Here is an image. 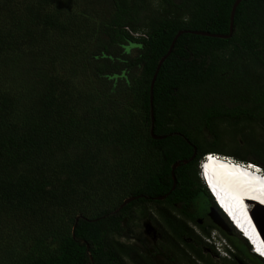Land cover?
<instances>
[{
    "label": "trees",
    "instance_id": "1",
    "mask_svg": "<svg viewBox=\"0 0 264 264\" xmlns=\"http://www.w3.org/2000/svg\"><path fill=\"white\" fill-rule=\"evenodd\" d=\"M74 1L0 0V54L42 44L54 31L77 36L83 23L73 18ZM157 1L111 0L113 10L100 21L95 38L97 58L105 63L96 71L112 79L109 91L122 86L133 93L128 107L102 99L112 114L92 105L77 115L83 87L54 77L33 116L23 125L8 119L4 127L1 119L12 102L0 97V211L21 226L34 218L56 237L54 251L29 264H129L126 258L132 264H216L212 253L223 264H264L229 225L198 171L205 154H222L223 122L238 142L228 155L264 171V73L256 71L264 69V0L239 2L229 38L183 32L162 62L153 86L154 134L176 132L188 142L178 134L150 137L151 78L178 29L228 33L235 0ZM84 35L88 43L92 33ZM130 47L138 48L133 57ZM113 147L123 156L110 161L105 153ZM194 150L174 170L171 189L172 164ZM95 194L104 206L94 203ZM161 195L166 197L154 198ZM127 197L135 198L120 207ZM68 207L76 211L66 228L54 215ZM137 207L155 226L158 243L143 236L131 245L121 241L133 234ZM212 209L230 232L207 218ZM56 225L63 229L58 237ZM213 229L230 245L228 256L218 255L206 240Z\"/></svg>",
    "mask_w": 264,
    "mask_h": 264
},
{
    "label": "rangeland",
    "instance_id": "2",
    "mask_svg": "<svg viewBox=\"0 0 264 264\" xmlns=\"http://www.w3.org/2000/svg\"><path fill=\"white\" fill-rule=\"evenodd\" d=\"M36 1L32 0V2ZM152 1L154 4H158L157 0ZM70 8L73 18L78 15L79 20L83 23L82 30L77 32V36H62L54 31L49 33L46 42L42 44L33 46L23 44L17 51L0 54V97H8L12 102V106L6 110L10 111L8 117L1 119L4 127L8 126V119L19 125L28 121L36 111L35 105L40 93L54 77L61 80H74L83 87L81 94L84 96L81 97L80 107L76 110L77 115H82L83 112L90 110L92 105L100 108L101 113L104 110L105 115L112 114L111 108L108 106V108H104L105 103L102 102V99L114 100L116 103L127 105V107L128 102L132 101L133 93L129 91L127 94L122 86L113 92L109 91L112 79L99 76L96 71V67H101L105 63L102 59L97 58L100 44L96 42L95 38L101 33L100 21H103L105 15L113 10L111 0H75ZM89 31L92 33L91 40L88 43L82 42L85 40L84 34ZM137 51V47H130L127 54L133 57ZM112 70L113 68L110 67L109 72ZM137 71V69L132 71V74ZM256 71L264 73V69L259 67L256 68ZM106 91L109 96L105 94ZM116 92L117 94H115ZM124 99L126 100L124 101ZM127 99H129L128 102ZM241 126H244V123ZM218 128L221 132L219 149H223L222 155L229 156L228 154L235 151L238 145L236 138L231 135L232 126L223 122L218 125ZM112 150L105 153L110 161H115L116 157L123 156L121 148L113 147ZM59 157L60 154H57V158ZM20 173H22L21 169L17 174L12 175V178L15 179ZM92 198L94 203L100 207L104 206L100 201V194H95ZM135 209L132 223L133 234L121 239V241L131 245L136 242L139 236H143L149 241L158 243L159 239L155 226L141 215L138 207ZM74 211L76 208L68 207L65 210H59L58 216L56 215L57 210H55L54 217L59 218L60 222L69 228ZM91 212L96 213V210ZM212 213L215 219L220 218L213 209ZM261 216L264 217V215ZM207 218L204 217L203 222L207 221ZM29 220L30 223H22V227L21 222L18 223V220H15L12 215L0 211V264H29L36 256H45L54 251L56 247L55 234L50 233V229L45 225L37 224L34 218H29ZM55 227L58 229L56 234L58 237L63 229L61 226L56 225ZM195 229L197 232L199 231L197 227ZM213 230L216 234H220L219 231ZM204 251L206 254L209 253L207 248H204ZM210 257L214 263L223 264L214 253ZM126 260L132 264L127 258Z\"/></svg>",
    "mask_w": 264,
    "mask_h": 264
},
{
    "label": "clouds",
    "instance_id": "3",
    "mask_svg": "<svg viewBox=\"0 0 264 264\" xmlns=\"http://www.w3.org/2000/svg\"><path fill=\"white\" fill-rule=\"evenodd\" d=\"M209 155V156H208ZM210 155H212L213 156V158L216 160V159H221V160H233L234 162L233 163H235V164H237V165H242V166H244V167H248V168H251V169H255V170H258V169H260V171H261V173L260 174H264V171H263V169L259 166V165H256V164H254V163H252V162H243V161H239V160H236V159H234L233 157H229V156H222V155H220V154H217V153H207V154H205L200 160H199V163H198V171H199V178H200V180L202 181V183H203V185L206 187V189H207V191L209 192V194L211 195V197H212V199H213V201H214V203H215V205L217 206V208L222 212V214L225 216H227L228 218H229V220L227 219V217H226V219H227V222L229 223V225L231 226V227H233V229H235V231L236 232H238L239 233V235L241 236V237H243L246 241H247V243H248V245L250 246V251L252 252V253H254V254H256V255H258L259 256V254H257L256 252H254V249H255V247L253 246V244L255 243V241L252 239V237H250L249 235H247L243 230H241V229H239L236 225H235V223H234V221L230 218V216H229V214L226 212V209L225 208H223V206L221 205V202H220V199H219V197H217L216 195H215V191L213 190V188H212V186H211V184H210V180L208 179V172H207V170H206V168H205V163L207 162V161H210V162H212V160L211 159H209V157H210ZM227 162H229V161H227ZM232 163V164H233ZM249 164H254V166H250ZM259 171V170H258ZM259 171V172H260ZM209 189L212 191V193L209 191ZM230 206V205H229ZM229 209H232L233 210V212H235V210H236V216H237V218L238 219H241L243 222L244 221H246V225H248L247 226V229H250L251 231H253V233L258 237V239L260 240V241H263L264 240V237H263V235H262V232L260 231V229L258 228V226L256 225V223H255V221H254V219H253V217H252V219H253V221L254 222H252L250 219H249V217H248V215L247 214H245V212L243 211V208L242 209H240V210H237V209H235V208H233V207H229ZM247 213V212H246ZM246 217L248 218V220H245L246 219ZM250 217H251V214H250ZM250 225V226H249ZM243 227V226H242ZM244 228V227H243ZM247 235V236H246ZM210 244H212V246H213V249H214V251L216 252V253H218V255H220V256H228L229 255V251H231V247H230V245L228 244V243H226V241L222 238V236L220 235V234H216V232L213 230L211 233H210V235H209V237H207V239H206ZM264 242V241H263ZM251 246H253V247H251ZM261 257V256H260ZM263 258V257H262ZM264 259V258H263Z\"/></svg>",
    "mask_w": 264,
    "mask_h": 264
},
{
    "label": "bare ground",
    "instance_id": "4",
    "mask_svg": "<svg viewBox=\"0 0 264 264\" xmlns=\"http://www.w3.org/2000/svg\"><path fill=\"white\" fill-rule=\"evenodd\" d=\"M220 155H222V154H220ZM222 156H224V155H222ZM219 159L215 160L214 158H212L211 160L215 162V161H218ZM225 161H229V163L234 162L233 160H225ZM235 169H237V168L235 167ZM258 170L260 171V169H258ZM260 173H261V171H260ZM247 175H248L247 172L244 171V175H242L241 177H246ZM213 176L214 175H210V173H209L208 179L210 180ZM262 176H264L263 173H262ZM227 178H229V177H226V179ZM231 181L232 182H230V185H231V191L230 192H233L234 194L237 193L236 196H238V198H241L239 200H237V198H234L235 200H237L239 202L238 208H235V209L240 210L242 207L245 206V210L243 209V211L245 212V214L248 215L249 219L252 222H254L252 219V216L254 218V213L257 212V210H258V215L261 218L262 217L261 215H263L261 210L262 209L264 210V186L259 188V186H261L263 183L261 181V178H259L257 180V187L258 188L256 190L249 188L251 183L248 179H246V181H242V180L239 181V179L238 180L232 179ZM237 181H239V182H237ZM214 191H215V195L217 197H219V193L215 189H214ZM219 199H220L221 205L223 206V208L226 209V212L229 214L230 218L234 221L235 225L239 229L243 230L247 235L252 237V239L255 241V243L253 244V246L255 247L254 252H256L257 254H259L261 257L264 258V242H263L264 240L260 241L258 239V237L253 233V231H251L250 229H247L248 225H246L247 224L246 221L243 222L241 219L237 218L236 210H235V212H233L232 209H229L230 206L228 204V202H229L228 199L226 200V199H223L222 197H220ZM241 203H243V205ZM250 214H251V217H250ZM228 220H229V218H228ZM245 220H248V218L246 217ZM254 220L256 223L255 218H254ZM253 246H251V247H253Z\"/></svg>",
    "mask_w": 264,
    "mask_h": 264
},
{
    "label": "water",
    "instance_id": "5",
    "mask_svg": "<svg viewBox=\"0 0 264 264\" xmlns=\"http://www.w3.org/2000/svg\"><path fill=\"white\" fill-rule=\"evenodd\" d=\"M241 0H235L232 4V7H231V11H230V16H229V31L228 33L226 34H219V33H211V32H208V31H204V30H180L178 29L176 34L174 35V37L172 38L168 48L166 49L165 53L163 54V56L159 59V61L157 62V66L153 72V75H152V78H151V82H150V85H149V104H150V137L151 138H154V139H160V138H164L165 136L167 135H170V134H178L180 135L181 137H183L181 134L179 133H169V134H165V135H155L154 134V129H153V124H154V116H153V108H152V102H153V86H154V82H155V79L157 77V74H158V71H159V68L162 64V62L164 61V59L170 54V52L172 51L173 47H174V44L176 42V39L179 37V35H181L183 32H189V33H194V34H199V35H204V36H210V37H220V38H229L231 37L232 33H233V22H234V13H235V10H236V7L237 5L239 4ZM184 138V137H183ZM185 139V138H184ZM186 140V139H185ZM187 141V140H186ZM188 142V141H187ZM195 153H196V150H194V153L193 155L189 158V159H182V160H178V161H175L172 166H171V175H172V178H173V185H172V188L173 189L176 185V177H175V173H174V170L176 169V167L181 163H186L188 162L189 160H191L194 156H195ZM166 195H161V196H156L154 197L155 199H163L165 198ZM135 197H127L125 198L122 203L120 204V207L124 206L126 203H128L129 201L133 200ZM261 212L263 213L264 215V210L262 209ZM209 217L214 221V223H216L219 227H221L223 230L225 231H229L230 232V229L229 227L226 225V223L222 220V219H215L214 216H213V213H212V210L208 213ZM253 217V216H252ZM254 218L256 219V225H258V228L260 229V231L262 232V235L264 237V217H259L258 215V210L257 212L254 213ZM253 218V219H254ZM263 218V219H262ZM77 220V218H76ZM255 221V220H254ZM199 222H200V219H199ZM74 227L73 226V229H72V232L74 231Z\"/></svg>",
    "mask_w": 264,
    "mask_h": 264
},
{
    "label": "flooded vegetation",
    "instance_id": "6",
    "mask_svg": "<svg viewBox=\"0 0 264 264\" xmlns=\"http://www.w3.org/2000/svg\"><path fill=\"white\" fill-rule=\"evenodd\" d=\"M200 223L203 224V220L202 219H200Z\"/></svg>",
    "mask_w": 264,
    "mask_h": 264
}]
</instances>
